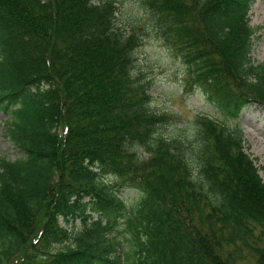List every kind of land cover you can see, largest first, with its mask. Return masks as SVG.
<instances>
[{
  "label": "trees",
  "instance_id": "obj_1",
  "mask_svg": "<svg viewBox=\"0 0 264 264\" xmlns=\"http://www.w3.org/2000/svg\"><path fill=\"white\" fill-rule=\"evenodd\" d=\"M257 1H145L184 61L185 90L234 120L264 106ZM117 13L114 0H0V112L23 154L0 159V264H264L256 161L237 130L207 116L195 142L157 135L172 119L151 109L135 73L141 39ZM121 188L142 192L136 208ZM78 218L94 228L56 249L70 238L61 221ZM121 226L133 255L108 238Z\"/></svg>",
  "mask_w": 264,
  "mask_h": 264
},
{
  "label": "rangeland",
  "instance_id": "obj_2",
  "mask_svg": "<svg viewBox=\"0 0 264 264\" xmlns=\"http://www.w3.org/2000/svg\"><path fill=\"white\" fill-rule=\"evenodd\" d=\"M114 1L118 6L117 26L125 33H136L141 39V45L135 52V73L148 89L150 107L155 113L167 115L172 119L159 127L157 135L170 140L195 142L197 119L201 116L210 117L229 130L239 132L246 151L256 161L264 180V106L246 109L237 120H234L227 118L218 104L209 99L201 89L187 92L185 90L187 70L184 61L161 34L156 17L145 4L146 0ZM249 18L251 26L259 28L252 53L253 61L259 65L264 62V0H258L253 5ZM6 130L7 119L0 112V159L21 158L22 152L7 138ZM192 146L188 147V151H193ZM139 153L143 157L148 156L143 150H139ZM103 181L107 184L115 183L111 178L103 177ZM116 182L119 183V180ZM142 195L140 190L134 188H121L119 192L120 198L129 210L137 207ZM95 220L96 218L89 219L87 225L79 218L70 223L61 221V226L68 230L70 238L56 244L55 248L60 250L67 247L75 248L76 238L93 229ZM108 238L112 243L120 244L118 249L124 257L127 254L133 255L135 248L124 226L108 234ZM18 259L12 258L8 264H16Z\"/></svg>",
  "mask_w": 264,
  "mask_h": 264
}]
</instances>
